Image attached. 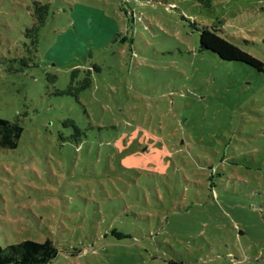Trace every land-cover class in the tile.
<instances>
[{"label":"rangeland","instance_id":"rangeland-1","mask_svg":"<svg viewBox=\"0 0 264 264\" xmlns=\"http://www.w3.org/2000/svg\"><path fill=\"white\" fill-rule=\"evenodd\" d=\"M205 26L264 63V0H0V118L25 129L0 149L1 247L264 264V73L200 51ZM76 68L92 87L59 95Z\"/></svg>","mask_w":264,"mask_h":264},{"label":"trees","instance_id":"trees-1","mask_svg":"<svg viewBox=\"0 0 264 264\" xmlns=\"http://www.w3.org/2000/svg\"><path fill=\"white\" fill-rule=\"evenodd\" d=\"M49 8V4L34 3L33 17L35 19V26L28 31L29 33H38L40 27H44ZM200 42V51L210 52L223 61L245 64L260 73H264V63L238 47L220 27H203L200 35ZM94 70H98L96 65H94ZM83 75L85 76L82 77ZM90 76V70L84 71L80 68H76L72 73V83L78 77H82V80L78 82L79 86L74 87L71 85L68 90L61 91L58 94L69 95L73 91L74 94L78 95L90 89L93 84V80ZM24 130L22 122L18 119L7 120L0 118V149L7 151L16 150ZM75 135L79 136L80 134L76 131ZM124 141L127 142L126 139ZM139 145L143 146V143L139 142ZM142 146L139 150H141ZM117 237L119 238L118 240L122 239L120 235ZM58 253L59 250L57 246L50 239L44 242L24 240L18 244L9 245L6 248L0 246V264H48L57 257ZM170 264L184 263L182 261L173 260L170 261Z\"/></svg>","mask_w":264,"mask_h":264}]
</instances>
